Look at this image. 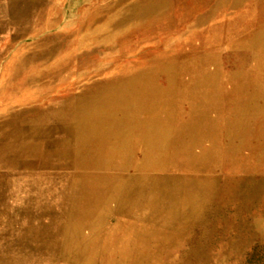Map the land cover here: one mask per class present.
<instances>
[{
    "label": "rangeland",
    "instance_id": "obj_1",
    "mask_svg": "<svg viewBox=\"0 0 264 264\" xmlns=\"http://www.w3.org/2000/svg\"><path fill=\"white\" fill-rule=\"evenodd\" d=\"M0 264H264V0H0Z\"/></svg>",
    "mask_w": 264,
    "mask_h": 264
}]
</instances>
